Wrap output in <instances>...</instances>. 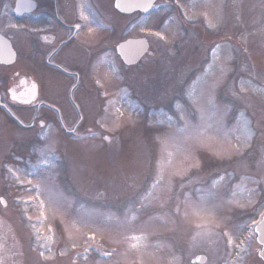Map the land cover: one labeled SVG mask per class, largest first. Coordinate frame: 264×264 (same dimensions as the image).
Returning a JSON list of instances; mask_svg holds the SVG:
<instances>
[{
	"label": "rangeland",
	"instance_id": "1",
	"mask_svg": "<svg viewBox=\"0 0 264 264\" xmlns=\"http://www.w3.org/2000/svg\"><path fill=\"white\" fill-rule=\"evenodd\" d=\"M164 1L167 6L159 7L153 18L129 28L130 34H138L145 24L144 35L153 55L130 67L114 60L120 66L118 70L123 68L118 73L109 70L106 62L92 72L86 70L83 59L80 62L84 85L83 91L79 88L76 93L82 101L83 116L90 120L103 98L112 96L111 103L98 110L97 121L112 134V145H117L118 153L103 145L100 137L91 150L76 142L57 140V144L50 140L57 139L56 131H50L45 145L32 147L25 172L18 168L23 178L16 190L5 183L13 179L9 170L0 168V195L7 201L6 207L0 204V215H4L0 221L7 225L3 218L12 219L11 224L18 226L17 238L24 241L26 264H42L43 260L45 264H190V256L202 249L209 256L205 264H240L238 259H231L228 244L242 235L253 237L254 233L242 226L252 225L251 219L260 215L264 202V183L259 184L261 189L254 183L264 180V66L250 61L251 57L257 61L264 55V0H257L251 7L242 1L240 20L250 30L242 35L244 44L236 45L237 48L228 43H211L206 54L209 72H199L200 75L196 65L204 47L195 41L191 29L175 26L172 14L179 10L188 20L201 17L215 27L210 31L227 33L233 29V17L239 10L232 9L228 0H177L174 10L169 0ZM254 25L256 28H251ZM156 32L161 36L153 34ZM35 58L28 64L34 70L40 68ZM9 69L0 66V74ZM191 71V76H196L185 80L183 75ZM125 76L129 82L124 81ZM93 79L98 82L96 99L86 93ZM123 84H130V95L139 92L137 105L144 103L145 109H138L133 103L131 109L123 103ZM241 104L249 111V131L243 119L235 120L234 111ZM155 106L159 111L153 114ZM72 116L69 113L67 118L73 119ZM1 139L0 153H4L11 148V141ZM56 149L63 150L65 156ZM58 153L65 159L63 164L54 162L59 159ZM37 158L44 166L34 163ZM3 159L0 156V161ZM195 161L199 167L185 174L188 165ZM223 165L227 170L240 171L242 176L233 172L221 175ZM235 175L247 186L226 188L225 182ZM93 183H97L96 188H92ZM187 186L200 189H194L192 196L185 189ZM16 193L24 212H15L11 207ZM189 196L205 202L202 215L207 223L203 227H197L200 218L190 222L184 217L182 204ZM177 206L181 208L179 213L175 211ZM253 208L254 213H249ZM31 211L37 213L33 216ZM16 216L19 219L15 220ZM226 216L235 222L240 219L237 216H242L239 227L243 230L236 235L228 234L230 227L221 230L225 225L218 222L225 224ZM23 222L29 224L31 233L26 232ZM212 229L221 231V243ZM33 233L37 235L30 242ZM5 234L13 238L12 227ZM173 234L179 239V248L173 242ZM92 235L93 247L65 257L64 262L53 259L57 251L69 255L72 249L90 242ZM219 244L223 247L221 254ZM11 245L15 246L14 242ZM4 246L2 241L0 247ZM247 248L242 254L247 253ZM106 252L112 255H105ZM1 262L7 264L8 258L3 256Z\"/></svg>",
	"mask_w": 264,
	"mask_h": 264
},
{
	"label": "flooded vegetation",
	"instance_id": "2",
	"mask_svg": "<svg viewBox=\"0 0 264 264\" xmlns=\"http://www.w3.org/2000/svg\"><path fill=\"white\" fill-rule=\"evenodd\" d=\"M14 1L0 0V12ZM34 1L39 18L42 19L38 25L45 28L43 33L33 37L35 26L34 21L29 20V14H23V20L15 27H5V36L11 40L17 59L15 67L4 76V82L0 81V109L5 112H0V116L4 114L7 117L6 120L0 117V134L17 138L25 134L20 130L27 129L28 136L44 138L45 128L58 121L63 131L81 135L91 129L77 110L82 101L72 97V92L82 83L79 68L81 59L89 61L95 54H102L108 45L128 38V14L118 12L113 6V0ZM36 40L45 41V70H31L34 74L27 67V62L34 58ZM34 81L38 85L37 99L28 105H17L10 98L9 89L30 96L28 93H31ZM93 88L95 85L91 82L88 86L90 93ZM72 109L78 112V119L68 128L64 118L72 114Z\"/></svg>",
	"mask_w": 264,
	"mask_h": 264
},
{
	"label": "snow or ice",
	"instance_id": "3",
	"mask_svg": "<svg viewBox=\"0 0 264 264\" xmlns=\"http://www.w3.org/2000/svg\"><path fill=\"white\" fill-rule=\"evenodd\" d=\"M32 5V0H19L18 2V6H17V10H19L20 7H27V8H31ZM117 8L121 7V4L118 2L116 5ZM136 7L138 8H143L145 11H147L150 7H153V4L151 3V0H149L148 3L145 4H137ZM12 27H15V25H12ZM77 28H79V25H77ZM91 31V29H90ZM156 36H161V33L156 32L153 33ZM121 48H123V45H121ZM64 71H67V69H64ZM220 85L217 84L216 87L218 88ZM26 103L30 102V101H25ZM21 123H23L21 121ZM69 131H75V129H69ZM250 147V145H248ZM217 155H222V153H217ZM194 159V158H193ZM262 165H264V161L261 162ZM199 167V162L195 161L194 163H191L188 165L187 169L185 170V174L187 173V171H190L192 168H198ZM174 175H179V173H174ZM255 184L259 185L264 183V180H256L254 181ZM252 191H255L254 189ZM3 202V201H0ZM6 203V202H5ZM184 203V217L186 220L190 221V222H195V218H200L201 221H203V210H204V200L203 198H197V199H192L191 196L186 197ZM176 213H179L181 211V208L179 206L176 207L175 209ZM261 215V220L259 222L256 223H260V224H264V212L260 213ZM197 227H203V222L201 223H197ZM198 236L201 235V233H197ZM89 240H95V235H92L91 237H89ZM264 242V241H262ZM63 255V253H61ZM105 255H112L111 253H105ZM262 255H264V253H262Z\"/></svg>",
	"mask_w": 264,
	"mask_h": 264
},
{
	"label": "water",
	"instance_id": "4",
	"mask_svg": "<svg viewBox=\"0 0 264 264\" xmlns=\"http://www.w3.org/2000/svg\"><path fill=\"white\" fill-rule=\"evenodd\" d=\"M121 0H119L120 2ZM153 0H151L152 2ZM149 0H147L145 3H148ZM144 2H141L139 0H137V4H145ZM137 8L136 6L134 8H131L132 11L133 9ZM142 10H144L143 8H140ZM127 44V43H126ZM144 44H136V45H130V47L132 49L129 50L128 53L123 54L121 49L120 52L123 54L125 61L127 63H133L135 62V60L142 54L143 49H144ZM14 60V53L10 47V44L7 40H5L3 37L0 36V62L2 63H11ZM1 201H3L2 203H4V200L1 199ZM256 230L258 232V240L263 243L264 245V224H258L256 226ZM262 253H264V246H263V250L260 252V256L262 258H264V255H262Z\"/></svg>",
	"mask_w": 264,
	"mask_h": 264
}]
</instances>
